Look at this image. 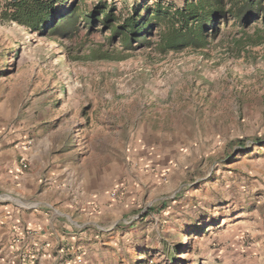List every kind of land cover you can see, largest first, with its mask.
Masks as SVG:
<instances>
[{"label":"rangeland","instance_id":"1","mask_svg":"<svg viewBox=\"0 0 264 264\" xmlns=\"http://www.w3.org/2000/svg\"><path fill=\"white\" fill-rule=\"evenodd\" d=\"M109 36L0 20V152H42L48 169V247L19 217L41 204L0 187V264H264V44L116 59Z\"/></svg>","mask_w":264,"mask_h":264},{"label":"trees","instance_id":"2","mask_svg":"<svg viewBox=\"0 0 264 264\" xmlns=\"http://www.w3.org/2000/svg\"><path fill=\"white\" fill-rule=\"evenodd\" d=\"M87 2L6 0L0 20L58 42L71 40L82 29L86 35L108 31L116 59L137 50L158 58L189 52L211 59L214 42L227 55L247 54L264 44V0H141L124 10L117 7V0H98L86 10ZM99 23L101 28H96ZM107 52L97 54L99 59H111Z\"/></svg>","mask_w":264,"mask_h":264},{"label":"crops","instance_id":"3","mask_svg":"<svg viewBox=\"0 0 264 264\" xmlns=\"http://www.w3.org/2000/svg\"><path fill=\"white\" fill-rule=\"evenodd\" d=\"M22 161L27 165L26 169L21 167L20 164ZM43 167H46V162L42 160V152H25L21 150L0 152V187L2 190L12 191L23 197H34V199L41 204L40 208L42 207L43 210H37L35 213H30L27 216L19 215V217L23 219L22 222L28 217L27 220L30 221L28 228L35 230L32 236L33 240L38 243L37 246L40 247L41 244L46 242L45 246L48 247V237L44 238L41 236L40 232L42 231H39L41 229H37V227L42 228L43 232L48 234V214H46L44 210V207L48 205V169H43ZM44 170L45 172H43ZM68 173L69 169L64 167L63 162L52 165L49 174L55 187L63 182V176ZM72 203V201L68 202V206L71 208L70 211H68L71 213L74 211L72 209L76 208ZM93 205H97L96 208L100 209V200H95ZM95 206L92 207V209L95 208ZM81 207V212L83 213L78 215L79 218L82 217L83 219L89 220L94 217V212H92V214L89 212V209H91L90 207H84V205H81ZM92 222L96 221L94 220ZM60 227L63 226L60 224ZM63 232L65 235H69L68 232ZM91 236L92 235H90L89 238ZM95 237L98 236L96 235ZM82 238L89 239L83 236H79L77 239L79 240ZM73 239H75V237H73Z\"/></svg>","mask_w":264,"mask_h":264},{"label":"built area","instance_id":"4","mask_svg":"<svg viewBox=\"0 0 264 264\" xmlns=\"http://www.w3.org/2000/svg\"><path fill=\"white\" fill-rule=\"evenodd\" d=\"M26 143L29 144L30 141H27ZM20 165H21L22 168H25V167H26V164H25L23 161L21 162ZM117 193H118V192H117L116 189H115V190H112L111 193H110V196H111L112 198H115L116 195H117ZM1 199L4 200L3 198H1ZM1 199H0V200H1ZM19 202H20V201H19ZM20 203H21V202H20ZM29 204H30V205H29L30 207H38V206H39V203H37V202H33V203H29Z\"/></svg>","mask_w":264,"mask_h":264}]
</instances>
